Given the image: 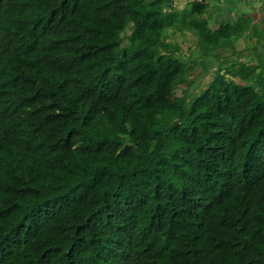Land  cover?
<instances>
[{
  "label": "trees",
  "instance_id": "obj_1",
  "mask_svg": "<svg viewBox=\"0 0 264 264\" xmlns=\"http://www.w3.org/2000/svg\"><path fill=\"white\" fill-rule=\"evenodd\" d=\"M206 9L0 0V264H264V56Z\"/></svg>",
  "mask_w": 264,
  "mask_h": 264
},
{
  "label": "crops",
  "instance_id": "obj_2",
  "mask_svg": "<svg viewBox=\"0 0 264 264\" xmlns=\"http://www.w3.org/2000/svg\"><path fill=\"white\" fill-rule=\"evenodd\" d=\"M191 0H172V5L181 8ZM207 5L205 17L209 26L215 27L220 23L234 22L238 17L243 16L249 19L251 28L239 37L228 51H220L224 55L236 54L241 60L255 62L257 55L264 56V38L262 44L254 50L257 37L254 27L264 26V0H202ZM198 54V53H197ZM210 60V59H209ZM207 61V59H206Z\"/></svg>",
  "mask_w": 264,
  "mask_h": 264
},
{
  "label": "rangeland",
  "instance_id": "obj_3",
  "mask_svg": "<svg viewBox=\"0 0 264 264\" xmlns=\"http://www.w3.org/2000/svg\"><path fill=\"white\" fill-rule=\"evenodd\" d=\"M170 39L177 42L180 46L179 55L184 60H186L190 55L193 59H196L193 73L191 75L193 84L190 88H188L189 94L191 95L199 88L203 87L210 79L215 66L211 63V60L207 59L206 61V58L198 57V54L194 49L195 38L191 33H171ZM183 88H185L184 84L179 85L176 92L179 94Z\"/></svg>",
  "mask_w": 264,
  "mask_h": 264
},
{
  "label": "built area",
  "instance_id": "obj_4",
  "mask_svg": "<svg viewBox=\"0 0 264 264\" xmlns=\"http://www.w3.org/2000/svg\"><path fill=\"white\" fill-rule=\"evenodd\" d=\"M198 1H200V0H198Z\"/></svg>",
  "mask_w": 264,
  "mask_h": 264
}]
</instances>
